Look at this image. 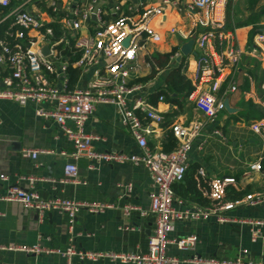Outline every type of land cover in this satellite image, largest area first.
Here are the masks:
<instances>
[{
	"label": "built area",
	"instance_id": "1",
	"mask_svg": "<svg viewBox=\"0 0 264 264\" xmlns=\"http://www.w3.org/2000/svg\"><path fill=\"white\" fill-rule=\"evenodd\" d=\"M23 1V4L13 6L11 0H0V100H10L20 106L34 104L35 115L51 119L60 135L73 145L69 157L74 160L85 157L89 160L88 168L129 162L144 168L151 179L149 208L140 210L141 216L150 215L153 219L145 253L83 251L72 244L54 251L65 257L68 264L72 255L81 260L108 259L135 264H264V259L258 262L247 259V250L240 251L234 258L168 253L170 244L183 253L198 241L196 235L169 238L174 222L184 219L213 218L219 223L244 225L249 229L252 241L264 239L263 219H234L224 214L236 207H254L264 203V184L261 191L227 200L228 186H235V178H207L205 170L199 169L197 184L211 204L184 210L175 208L172 186L183 179L189 152L202 132L204 122L212 125L207 136H221L217 121L219 113L225 110L223 94L226 91L219 94L220 87L230 72L238 67L242 55L254 57L260 63L264 76V32L255 33L248 47L239 46L233 30H226L224 25L223 9L228 1L233 0H158L157 4L144 6L141 10L132 3L124 5L121 0L107 1L106 10L98 3L100 0H90L81 5L78 1L68 3L67 0ZM30 1L34 5L37 1L39 8L44 3L45 12L26 7ZM174 10L181 19L170 25L167 32L168 35H177L180 41L165 52L159 46L168 36L162 35L152 22L160 18V24L163 23ZM190 39L192 46L187 55L194 60L193 77H190L193 90L187 99L192 100L194 109L204 120L173 121L169 125V134L175 139V146L169 151H164L160 142L157 147H150L148 136L155 134V128L164 121L163 113L156 105L165 99L166 87L158 82L157 77L182 62L185 63L182 73L186 74L189 61L188 56L183 55L181 45ZM156 52L169 53L162 68L152 58ZM183 69L181 67V71ZM144 70L149 72L143 74ZM153 70L155 74L151 76ZM74 71L77 72L78 84L71 86ZM139 77L144 79L133 80ZM235 89V81H232L228 90L232 92ZM152 94L156 95L155 101L151 99ZM98 103L116 107L138 152L98 151L92 147L95 137L86 131L85 124ZM260 105L263 115L251 123L250 128L260 136L262 149L259 157L246 165L244 176L247 178L252 172L261 173L264 177V97ZM67 120L73 121V126L66 125ZM48 152L24 148L21 155L35 159L40 153ZM76 176V165L66 163L60 177L46 180L55 189L57 184L76 181ZM6 179L7 176L0 175V180ZM35 181L38 180L33 176L17 175L14 186L8 189L7 194H0V200L17 201L37 212L61 211L67 218L69 229L80 210L85 208L91 213H100L107 206L60 195L42 201L34 190ZM203 181L206 188H202ZM22 183H25V189L19 186ZM124 188L131 192V185ZM3 250L51 249L0 243V251Z\"/></svg>",
	"mask_w": 264,
	"mask_h": 264
},
{
	"label": "crops",
	"instance_id": "2",
	"mask_svg": "<svg viewBox=\"0 0 264 264\" xmlns=\"http://www.w3.org/2000/svg\"><path fill=\"white\" fill-rule=\"evenodd\" d=\"M74 1H78L80 5L90 2V0H67L68 3ZM107 1L112 3L115 0H100L98 3L106 10ZM121 1L124 5L132 3L138 6L139 10L158 2V0ZM35 2L36 5L32 1L24 5L45 12L43 6L45 4L42 3L39 8L37 1ZM23 3V0L22 2L11 0L13 6ZM228 4L231 6L230 22L226 21ZM263 10L264 0H233L226 3L223 9L225 29L233 30L240 47H248L253 35L264 28ZM250 15H252L251 19L259 17L257 24L262 25L261 28L256 31L254 23L236 26V23L249 19ZM180 19L179 13L175 10L171 11L161 24L160 18L153 19L152 25L162 35L168 36L160 45L165 52L180 41L177 35H168L167 32V28ZM187 56L189 69L184 76L191 83L194 60L193 57ZM184 65L185 63L182 62V69ZM169 70L165 71L166 75ZM184 70L180 69V72ZM148 72L149 70H144L143 74ZM154 74L151 73V76ZM160 77L161 74L157 77L158 82L165 84L166 93L165 99L159 101L156 106L163 113L164 121L155 128V134L148 136L150 147H157L159 142L170 135L169 125L173 121L180 120L186 123L195 118L204 120L197 114L191 99L180 98L181 105L167 101L166 97L171 96L172 92L167 89L165 81H159ZM141 79L144 78L133 80ZM232 81H235L236 89L230 92L228 87ZM75 84H78L76 71L72 73L70 80L71 86ZM219 94H223L229 105L228 110L225 109L218 115L217 125L221 136H207V131L212 125L207 121L204 122L202 132L194 140L188 155L187 177L181 186H176L174 189L176 198L174 205L177 210L206 207L211 204V200L203 194L197 184L199 169L205 170L207 178L214 176L235 178V186H228L227 200H233V197L237 199L247 193L261 191L263 188L264 177L261 173L252 172L249 178L244 176L246 165L256 160L262 149L260 136L250 128L251 123L263 115L260 101L264 97V76L260 63L249 54L242 55L238 67L233 69L222 82ZM155 96V94L151 95L153 101ZM34 110L35 105L32 103L20 106L10 100H0V175L7 176L6 180H0V194H7L8 189L16 183L17 175H30L38 180L34 182V190L42 201L60 195L75 201L98 202L107 206L100 213H91L85 208L80 210L69 229L67 218L61 211L37 212L17 201L0 200V243L51 249L48 251L3 250L0 251V264H68L66 258L54 250L65 249L71 244L83 251L145 253L147 240L153 228L152 217L140 215V210L149 208L148 191L151 179L147 171L129 162L99 164L94 169L88 168L89 160L85 157L76 160L69 157L73 145L60 135L57 125L51 119L37 117ZM66 125L73 126V121L67 120ZM85 129L95 137L92 140V147L95 150L138 152L133 137L123 126L121 116L112 104H96L85 124ZM24 148H39L50 152L40 153L37 158L32 159L21 155ZM66 163L76 165V181L57 184L53 189V184L46 179L60 177ZM128 184L131 185L130 193L124 188ZM201 185L202 188L207 187L204 181ZM19 186L25 189V183ZM224 214L234 219L251 217L264 220V203L254 207H236L225 211ZM130 227L132 229H129ZM187 235L197 236L198 241L194 247L181 253L174 244H170L168 253L177 255L195 253L203 257L234 258L240 251L247 250L245 256L247 259L254 262L264 259V239L252 241L249 229L244 225L219 223L213 218L184 219L174 222L173 230L168 236L170 239H176ZM69 262L70 264H135L108 259L81 260L76 255H72Z\"/></svg>",
	"mask_w": 264,
	"mask_h": 264
},
{
	"label": "trees",
	"instance_id": "3",
	"mask_svg": "<svg viewBox=\"0 0 264 264\" xmlns=\"http://www.w3.org/2000/svg\"><path fill=\"white\" fill-rule=\"evenodd\" d=\"M264 10L262 11L263 14ZM231 6L230 4L227 5L226 7V21L230 22L231 21ZM252 15H250L249 19H246L242 22L236 23V26H240L242 24H253L255 25V30L257 31L259 28L262 27L257 24L259 22V17H254L255 19H251ZM169 53H154L152 58L153 60L157 63V65L162 68L166 65L167 59H168ZM182 63L179 65L171 68L166 77H165V83L167 85V89L172 92L171 96L166 97L167 101H170L172 103H176L181 105V100L180 98H187V96L192 92L193 87L191 83L188 81L187 78L180 72ZM155 73V70L152 71V74ZM175 146V139L171 136L168 135V137L163 141H161V148L164 151H169ZM187 175L186 172L184 174V177L181 181L174 183L173 190L175 189L176 186H181V183L185 181ZM176 184V185H175ZM175 185V186H174ZM232 199H235L234 197Z\"/></svg>",
	"mask_w": 264,
	"mask_h": 264
},
{
	"label": "water",
	"instance_id": "4",
	"mask_svg": "<svg viewBox=\"0 0 264 264\" xmlns=\"http://www.w3.org/2000/svg\"><path fill=\"white\" fill-rule=\"evenodd\" d=\"M260 31L264 32V28L260 29ZM126 43H127V39L125 41V44ZM191 46H192V39L188 40L186 43H183L181 45V51H182L184 56H186L190 52ZM44 50L46 51V46H45ZM224 106H225V109H227V110L229 109V107H228L229 105H228L226 98L224 99Z\"/></svg>",
	"mask_w": 264,
	"mask_h": 264
},
{
	"label": "rangeland",
	"instance_id": "5",
	"mask_svg": "<svg viewBox=\"0 0 264 264\" xmlns=\"http://www.w3.org/2000/svg\"><path fill=\"white\" fill-rule=\"evenodd\" d=\"M148 45H150V44H148ZM159 48H162V46H160ZM165 76H166V72L164 71V72L161 73V77H160L159 81H165ZM223 111H225V110H223Z\"/></svg>",
	"mask_w": 264,
	"mask_h": 264
}]
</instances>
